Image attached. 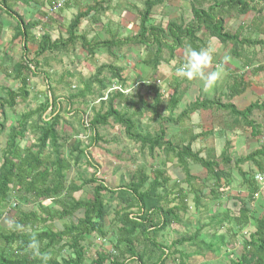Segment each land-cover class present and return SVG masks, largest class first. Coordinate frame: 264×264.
Segmentation results:
<instances>
[{"label": "trees", "instance_id": "obj_1", "mask_svg": "<svg viewBox=\"0 0 264 264\" xmlns=\"http://www.w3.org/2000/svg\"><path fill=\"white\" fill-rule=\"evenodd\" d=\"M59 1L0 0V17L12 20L13 41L20 39L24 49L23 59L13 64L12 71L21 86L18 92L9 90L8 99L0 98L1 114L6 107H14L18 98L22 103L28 101V73L33 76L40 74L37 66H31V62L27 61L31 41L38 42L35 56L45 55L44 64L47 66L57 56H70L79 48L86 53V58L96 59L98 50H107L117 58V53L124 48L140 45L147 51L143 63L157 73L163 63L177 61V50H184L187 46L199 50L209 46L213 39L230 47L233 59L239 61L243 68L264 62V0H191L193 16L189 22L183 18L179 22L170 21L163 16L152 24L150 21L155 15V8L164 0H144L142 6L130 2L131 9L127 14L136 16L138 31L120 37L108 26H103L111 34L110 38L104 39L95 34L94 27L102 23L116 0H92L77 10L63 30L54 31L48 26L57 24L53 11H58ZM74 1L68 0L60 8L68 7ZM33 3L41 7L40 17L26 21L17 7ZM249 12L254 13L252 25L240 23ZM232 22H235L234 25ZM248 31L251 34H247ZM3 32L4 24L0 21V41ZM40 32L41 38L37 39ZM6 58L12 59L8 51ZM115 62L97 65L96 72L87 78L78 77L75 68L67 70L61 77V83L70 91L66 100L67 112L80 115L81 132L90 134L88 145L78 138L79 132H68L62 128V104L55 98H49L35 109L22 113L18 125L10 131V148L0 164V218L4 215L2 207L12 201L13 192L33 196L38 205L25 210L15 204L8 212L11 214L8 224L0 220V264H84L87 253L84 241L90 235L107 236L105 226L111 211L116 227L113 247L117 255L98 254L92 264H105L107 260H111V264H165L175 251L171 252L152 234L161 233L172 223H182V214L189 209V198L200 205L207 191L215 197L219 196L216 190L222 186V179L228 176L225 170L233 159L227 151L220 156L215 155L214 149L206 151L205 155L200 141L206 133H201V130H196L183 145H177L175 137L169 136L163 123L179 124L192 114L205 111L211 113L216 125L221 126L220 137L227 130V117L233 124L251 129L253 137L264 133L263 123L257 118L260 115L264 119V100L252 102L244 109L234 102L250 87L244 73L233 75L224 93L216 94L212 99L199 97L178 118L173 119L163 117L162 109L167 100L156 83L148 86L153 94L152 101H148L145 90L136 94L125 93L128 80L124 77V68ZM183 62L184 58L179 61L178 67ZM262 70L264 65L254 69L256 74ZM46 79L49 81L48 75ZM114 83L121 84L120 88L109 91L104 99ZM97 99L100 100L99 106L93 105ZM180 99L175 92L169 101L171 110L177 108ZM75 105H84L91 110L87 124L83 118L84 111L74 110ZM144 116L149 117V122L158 124L159 129L143 125ZM5 124L6 119H0V135ZM113 124L122 128L128 141L139 146L143 157L146 153L154 157L157 150L164 152L168 158L172 157V161L166 158L163 165L175 164L174 170L180 173L178 178L183 186H179V181L170 185L172 177L160 168L152 174L148 172L146 161L137 167L127 184L116 188L98 177V170L81 182L71 179L74 168L79 167L82 159L89 161V149L107 142L106 137L101 135V128L114 127ZM30 135L36 137L37 143L29 144ZM72 139L74 142L70 143ZM259 159H264V143L235 160L247 195L238 198V202L233 199L237 209L229 212L226 220L234 221L242 229L253 219L255 230L244 243V251L234 264H264V215L259 218L250 216L253 200L262 189L255 180L256 172L242 169L244 164L254 162L260 169L257 172H263ZM195 166L200 173L193 171ZM87 185H93L92 196L88 199L76 197L75 194ZM111 199L118 201L115 209L109 201ZM64 219L71 221L58 229L54 227L55 221ZM202 235L203 230L198 229L194 235L177 241V244L196 246L199 244L198 237ZM220 238L222 242L225 239L223 235ZM201 245L217 252V247L211 242L207 245L204 238Z\"/></svg>", "mask_w": 264, "mask_h": 264}, {"label": "rangeland", "instance_id": "obj_2", "mask_svg": "<svg viewBox=\"0 0 264 264\" xmlns=\"http://www.w3.org/2000/svg\"><path fill=\"white\" fill-rule=\"evenodd\" d=\"M91 1L92 0H77L71 9L67 7L64 9L60 8L58 11H53L56 18H59L58 24L62 25L64 23V26L68 25L74 14L80 8L79 6L81 4L86 5V3L88 4V2L90 3ZM190 1L191 0H164L162 5L155 8V15L150 21V24L157 22L159 18L163 16L167 17L170 21L179 22L181 18H183L185 22H189L193 16ZM130 2H135L137 5L142 6L144 0H116L113 3L112 8L103 17L102 23L98 27H94L95 34L97 33V36L102 39L110 38L111 34L108 33L103 26H108L115 33L119 34L120 37L133 35L138 31L139 28L135 24L136 16L131 13L130 15H122L123 10L127 13L128 9H131ZM40 8L41 7L36 4L29 6L19 4L17 10L25 16L26 21H30L32 18L36 17ZM253 17L254 13L249 12L240 23L251 26ZM0 21L4 24V32L0 41V67H2L0 70V98L8 99V91L13 90L18 92L19 87L21 86L20 81L16 79L12 71L13 64L23 59L24 49L20 39L13 41L15 32L12 20L3 16L0 17ZM234 23L235 22H232L233 25ZM59 25H50L48 28L53 29L54 31L63 29V27ZM246 33L251 34V31ZM41 35V32L38 33L36 36L37 39H40ZM210 44L215 49L213 70L215 69L216 64L223 63V72L226 76L229 75L231 73L230 69H232L230 60L233 59L231 57L230 47L221 44L215 39H213ZM28 47L29 54L27 56V61L31 62V66H37V70L40 74L38 76H33L32 73H28L30 75V94L28 96V101L22 103L21 99L18 98L14 107H6V109L2 111L3 114H1L0 111L1 121L6 119L4 131L0 135V164L8 154L10 148V131L13 127L18 125L21 114L35 109L41 103H45L49 98H55V100L57 99V102L60 101L62 104V117L64 119L62 128H65L68 132H79L78 138L84 140V144H89V132H81L82 119L80 118V115L70 111L67 112L68 105L66 100L68 99V96H70V91L61 83V77L62 75H65L67 70L73 68L77 70L75 73H77L78 77L83 76L87 78L96 72L97 65L116 61V64L124 68L123 74L128 80L129 85L125 90L127 94H136L137 92H140L139 90H145L148 101H152L153 94L149 92L148 86L154 82L162 88L167 100L162 109L163 117H172L173 119H176L199 97L212 98L213 96V94L204 95L205 90L203 87V81L198 79L189 81L176 75L179 61L183 59L182 49L176 51L177 61L163 63L158 72L155 73L150 66L143 63V59L147 57V51L144 46L140 45L124 48L123 51L117 53V58L112 57L107 50H98L95 56L96 59L91 57L86 58V53L79 48L76 53L70 56H65L63 54L57 56V59L51 61L48 66L44 64L45 55H40L39 57L35 56V52L38 49L37 41H31ZM6 51H8L12 59L6 58ZM165 57L167 56L165 55ZM225 57L228 59L225 60ZM62 59L64 63L62 62ZM97 59L100 62H97ZM237 64L240 65L239 62ZM46 75H48L49 81H47ZM230 81L231 78L229 77L228 82ZM75 82L76 78L73 79L74 84ZM120 86L121 84L118 83H114L110 86L104 99L107 98L109 91L119 89ZM175 92L181 99L177 108L173 111L170 109L169 101ZM243 99L244 98H240L239 100L238 98L237 102L242 104ZM93 105L99 106L100 100L97 99ZM73 108L74 110L81 109L84 111L83 118L87 124L90 120L89 115L91 114V110L84 105H75ZM48 113L49 111L46 114ZM148 118L149 117L144 116L143 125L158 130L159 125L149 122ZM226 119L228 123L231 122L230 118L227 117ZM258 119L264 120L260 115ZM113 125L115 126L101 128V135L106 137L107 142H101L89 149V161L83 158L79 167L74 168V171L71 174V179L81 182L83 179L91 177V175L98 170L97 176L103 179L110 187L116 188L127 184L137 167L146 161L148 172L152 174L155 169L160 168V170L166 171V174L172 177L170 185H174V183L179 181V186H183L178 178L180 173L177 170H174L175 164L170 162L168 165H163V163L166 162V158L172 161V157H166L165 153L161 150H157L154 157L149 156L148 153L143 157L139 150V146L128 141L124 137L120 126L116 124ZM163 125L169 136L171 138L175 137L176 144L181 146L191 137L192 134H194L195 130L201 129V112L192 114L189 118L179 124H172L165 121ZM145 128L148 129L147 127ZM73 142L74 140L72 139L70 143ZM32 143H37V139L35 136L30 135L29 144ZM251 147H253L252 144L250 145V148ZM215 150L216 153H221L224 150L223 140L220 139L217 142ZM248 150L250 151V149ZM227 151L230 153V149H227ZM193 171L200 173L199 168L196 166L193 168ZM225 171L228 176L222 179V186L216 190L218 191L219 196L215 197L207 191L204 196H202V203L200 202V205L196 204L193 198L191 199L192 201L189 198V209L185 214H182V223H172L161 233L157 235L152 234V237H154L159 243L170 248L171 252L175 251L169 256L165 264H234L235 261L241 257L245 247L244 243L250 238V234L255 230V221L252 219L249 225L239 229L234 221L226 220V215H229V212H234L237 209L234 205L235 200L238 202V198H245L247 191L242 186L241 177L235 167V159L232 160L229 168ZM92 190L93 185H87L82 191L77 192L75 196L82 199H88L92 196ZM109 201L111 202L113 209H115L118 205V201L114 199ZM15 204H19L25 210H30L38 205L33 196L26 195L25 193L19 194L13 192L12 201L2 207L4 215L0 220L5 222L6 225L8 224L9 217H11V214L8 212L11 208L15 207ZM263 215L264 189L255 196L250 213L251 217L256 218L262 217ZM70 221V219L55 221L54 227L58 229ZM115 229L114 214L113 211H111L105 226L107 236L99 237L97 235H90L87 237L86 241H84L83 244L87 250L84 264H92V262L98 258V254L101 253L117 255V252L113 247L116 238ZM198 229L203 230V235L198 237L199 244L196 246H192L189 243L177 244V241L194 235ZM222 235L225 237L223 242L220 238ZM202 238H204L207 245L211 242L217 247V252H213L205 247V245H201ZM64 253H66V251ZM69 253L74 255L72 251ZM105 264H111V260H107ZM130 264L137 263L131 262Z\"/></svg>", "mask_w": 264, "mask_h": 264}, {"label": "crops", "instance_id": "obj_3", "mask_svg": "<svg viewBox=\"0 0 264 264\" xmlns=\"http://www.w3.org/2000/svg\"><path fill=\"white\" fill-rule=\"evenodd\" d=\"M76 2H77V0H75L73 3H71L70 6H68V7L71 9V7L74 6ZM33 4L35 5V3H33ZM82 6H84V5L81 4L79 7H82ZM65 8H67V7H65ZM39 13H40V10H39L38 14L36 15L37 18L40 17ZM127 13H126V11L123 10L122 15L127 14ZM53 16L56 17V15H54V14H53ZM56 19H57L56 26H58L59 25L58 24L59 18H56ZM122 19H123V17H122ZM59 26L64 27V23H63V25H59ZM63 29H60V30H63ZM56 31H59V30H56ZM238 62L235 59L230 60L231 68L233 70H236V71H233L232 69H230L231 73L227 76L223 72L222 80H220L218 82V84L216 85V87L212 91L204 92V95L213 94V96H212V98H213L216 94L224 93L226 91V87H227L229 77L231 78L235 74H243L244 73L245 79L250 82V87L247 89V91L245 93H243L240 96H237L234 99V102L237 104V106L240 109H244L249 104H251L252 102H255L257 100H260V101L264 100V70H262L258 74H256L254 71V69L257 68L258 66L264 65V62H261V63L256 62L253 65H251L249 67H245V68L242 67L240 62H239L240 65H238L237 64ZM253 97H254V99H253ZM212 98H206V99H212ZM238 98H239V100H240V98H244L242 104H239L237 102ZM258 117H259V115H257V118ZM225 120H226V128H227V130L225 132L226 134L222 131L224 133V135L220 137L221 132L219 130L221 129V126H218L214 123V120H213L211 113L205 112V111L201 112V129L200 130H201V133L204 132V133H206V135L204 137H201L200 146H201V149L204 151L205 155H206V151L208 152L211 149L215 150V148L217 146V142L220 139L223 140V142H224V150L221 153H215V155L220 156L224 151H227L226 142L228 141L229 142L228 150L230 149V153H228V151H227V154H228V156H230L231 158H233L235 160L240 158V157H244V156L248 155L251 151L257 149L260 144L264 143V133H263V135H261L259 137H253L251 129L242 128L240 126L233 124L232 121L230 123H228L227 119H225ZM260 121L263 123V126H264V120H260ZM251 144L253 145V147L250 148ZM248 149H250V151ZM215 152H216V150H215ZM234 155H236V156H234ZM258 161L261 164H263V169H264V159H259ZM242 169L246 172H249V171L257 172L260 170L259 166H257L254 162H248V163L244 164L242 166Z\"/></svg>", "mask_w": 264, "mask_h": 264}, {"label": "clouds", "instance_id": "obj_4", "mask_svg": "<svg viewBox=\"0 0 264 264\" xmlns=\"http://www.w3.org/2000/svg\"><path fill=\"white\" fill-rule=\"evenodd\" d=\"M214 53L211 44L199 50L187 46L183 50L184 62L176 69V75L189 81L201 80L205 92L212 91L223 75V63L215 65L213 70Z\"/></svg>", "mask_w": 264, "mask_h": 264}, {"label": "built area", "instance_id": "obj_5", "mask_svg": "<svg viewBox=\"0 0 264 264\" xmlns=\"http://www.w3.org/2000/svg\"><path fill=\"white\" fill-rule=\"evenodd\" d=\"M66 1H68V0H60L57 4L56 9L57 8L59 9ZM125 93H127V92H125ZM255 180L261 186V189H264V171L263 172H256L255 173Z\"/></svg>", "mask_w": 264, "mask_h": 264}]
</instances>
